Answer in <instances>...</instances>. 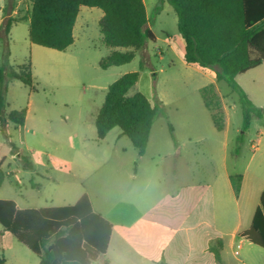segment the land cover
I'll return each mask as SVG.
<instances>
[{"label": "rangeland", "instance_id": "374dc122", "mask_svg": "<svg viewBox=\"0 0 264 264\" xmlns=\"http://www.w3.org/2000/svg\"><path fill=\"white\" fill-rule=\"evenodd\" d=\"M144 3L148 28L158 41L148 43L131 63L104 70L100 61L111 50L103 43L100 33L99 21L103 14L100 9L81 8L75 44L66 52H58L29 41L26 19L33 0H0V18L8 14L21 21L12 27L8 36L3 25L0 27V66L16 68L30 61L34 78L32 87L17 80L7 79L4 83L7 113L25 110L27 119L26 127L10 121L0 126V161L6 157L3 169L8 171L11 167L21 171L17 182L6 178L0 187V198L26 194L25 189L21 192L16 185H29L31 176L25 171L29 170L26 169L28 160L33 158L39 173L47 174L56 185L50 193L55 205L62 204L57 201L60 197L70 204L67 196L87 189L96 211L113 208L125 185L123 168L126 166L118 162V156L122 147L131 148V141L119 128L111 130L105 141H100L95 120L108 87L132 72H139L140 79L128 95L140 92L152 104H161L160 99L164 105L163 113L157 116L152 128L150 157L169 151L170 127H173V134L181 143L188 138L203 137L198 148L204 152L206 163L212 152H221L225 144L224 132L215 127L213 120V115L218 114L222 125L229 126L228 163L233 174L247 169L249 174L264 181V117L253 116L246 127L240 97L224 82L217 83L216 89L220 108H206L200 88L210 85V81L195 65L184 61L185 42L178 31L176 13L167 0H144ZM6 48L10 53L7 63L4 60ZM236 80L255 105L264 109V66ZM78 142L81 150L77 149ZM18 150L23 157L12 159ZM34 178L38 183L43 182L39 177ZM47 199L50 201L49 197ZM0 253L10 264L38 261L36 254L1 225ZM229 258L232 264H243L232 255ZM240 259L245 264H264V250L251 251L247 247Z\"/></svg>", "mask_w": 264, "mask_h": 264}, {"label": "trees", "instance_id": "16d2710c", "mask_svg": "<svg viewBox=\"0 0 264 264\" xmlns=\"http://www.w3.org/2000/svg\"><path fill=\"white\" fill-rule=\"evenodd\" d=\"M161 2L164 0H160ZM178 19V31L185 40V61L210 69L217 83H226L238 94L245 126L253 116L264 117V109L256 107L237 82V77L264 64V0H167ZM82 7L103 12L99 21L103 43L111 50L102 58L100 67L107 70L131 63L156 36L148 28L149 18L144 0H33L28 19L29 41L47 49L66 52L75 43L74 30ZM6 11V10H5ZM21 21L6 14L5 36ZM6 48L5 63L9 60ZM10 69V71H8ZM7 79L33 86L31 62L16 68L0 66V124L8 121L24 126L27 112L7 113ZM139 72L125 74L111 84L104 104L97 114L95 126L99 140L114 128L144 155L161 104H152L142 93L128 92L137 85ZM206 108H220L214 85L201 89ZM215 127L223 130L218 114ZM171 135L175 141L173 129ZM0 169V186L4 182ZM236 195L241 190L242 176H231ZM0 225L27 246L40 259V264H93L109 247L113 226L96 213L85 194L72 206L18 209L12 200H0ZM245 237L264 249V193L250 229ZM217 263L222 264L220 250L211 248ZM0 264H7L0 253Z\"/></svg>", "mask_w": 264, "mask_h": 264}, {"label": "crops", "instance_id": "0c3cea01", "mask_svg": "<svg viewBox=\"0 0 264 264\" xmlns=\"http://www.w3.org/2000/svg\"><path fill=\"white\" fill-rule=\"evenodd\" d=\"M4 20L5 17L0 18V27ZM76 27L77 23L74 30L75 42ZM156 39L157 42L158 38ZM167 43L171 44L169 41ZM185 63L188 64L186 61ZM188 65H195V69L210 81V85L218 89L214 71L198 64ZM263 66L264 64L256 69ZM246 94L252 101L249 93ZM159 103L162 114L164 105L160 99ZM252 103L255 105L254 101ZM5 125L6 123L0 124L1 127ZM22 127H26V122ZM219 131L225 135L224 147L221 152L213 151L206 163L203 161L204 152L198 148L204 141L203 137L195 140L188 138L184 143L176 136L175 141L171 137L169 151L159 152L152 157L149 156L150 140L142 156L132 143L131 148L122 147L118 162L123 167L126 166L121 167L125 174V185L113 208L96 211L93 197L87 189L75 196H67L70 204L60 197L57 201L62 204L55 205V199L50 193L56 185L47 174L39 173L35 168L38 164L33 158L27 159L29 165L26 169L29 170L25 171L31 176L29 185H16L21 192L25 189L26 194L0 200H12L21 210H38L72 206L86 194L93 210L113 226L107 252L99 255L93 264H219L211 248L220 250L222 264H232L229 255L237 259L234 255L237 244L242 242L240 257L247 247L251 251L262 249L251 243L244 233L251 228L254 215L261 205L264 181L249 174L246 169L238 174L242 176V183L240 193L236 195L231 181V176L236 175L228 163L229 126L225 124L223 130ZM77 144V149L81 150V144ZM16 156L21 159L23 154L18 150L16 155H12V159ZM5 158L0 161L4 181L11 177L12 181L17 182L21 171L11 167L4 171ZM34 176L41 178L43 182H36ZM248 257L251 260V256ZM4 258L10 264L5 256ZM237 260L245 264L242 259ZM36 264H40L39 257Z\"/></svg>", "mask_w": 264, "mask_h": 264}, {"label": "built area", "instance_id": "2783aa9c", "mask_svg": "<svg viewBox=\"0 0 264 264\" xmlns=\"http://www.w3.org/2000/svg\"><path fill=\"white\" fill-rule=\"evenodd\" d=\"M242 248V242L237 244L234 255L237 259H240V250Z\"/></svg>", "mask_w": 264, "mask_h": 264}]
</instances>
